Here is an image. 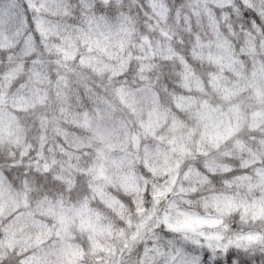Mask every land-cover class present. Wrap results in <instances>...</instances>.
<instances>
[{"label": "clouds", "instance_id": "1", "mask_svg": "<svg viewBox=\"0 0 264 264\" xmlns=\"http://www.w3.org/2000/svg\"><path fill=\"white\" fill-rule=\"evenodd\" d=\"M0 264H264V0H0Z\"/></svg>", "mask_w": 264, "mask_h": 264}]
</instances>
